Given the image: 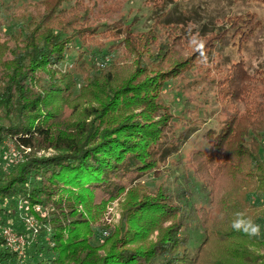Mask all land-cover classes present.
Wrapping results in <instances>:
<instances>
[{"label": "trees", "instance_id": "1", "mask_svg": "<svg viewBox=\"0 0 264 264\" xmlns=\"http://www.w3.org/2000/svg\"><path fill=\"white\" fill-rule=\"evenodd\" d=\"M109 1L100 12L91 0H28L11 13L23 22L18 32L0 22V228L14 200L28 203L37 222L23 256L0 229V264H264V68L251 72L241 57L207 81L214 94L202 103L216 102L221 127L203 134L211 151L193 148L180 159L209 197L192 206L205 228L195 255L178 200L187 191L175 196L161 183L153 193L145 181L189 136L175 133L164 93L193 70L207 79L219 47L230 42L242 52L264 21L245 11L188 35L170 8L138 30L137 18L100 22ZM166 1L153 0L155 9ZM91 45L102 60L124 52L102 65L90 59ZM187 101L196 103L187 108L189 130L200 104L193 95ZM7 142L22 155L9 169L1 164ZM117 200L121 216L111 228L102 218ZM32 252L34 263L24 259Z\"/></svg>", "mask_w": 264, "mask_h": 264}, {"label": "rangeland", "instance_id": "2", "mask_svg": "<svg viewBox=\"0 0 264 264\" xmlns=\"http://www.w3.org/2000/svg\"><path fill=\"white\" fill-rule=\"evenodd\" d=\"M28 0H0V22L2 21L5 31L18 32L21 29L23 22L15 21L11 17L12 11L15 6L22 4ZM92 3H96L95 11L102 9V0H91ZM112 9L110 12L101 13V21L112 24L117 21L131 22L135 18L139 19L136 28L138 30H146L155 25L156 19L162 13L170 10L169 17H173L174 20L183 21L184 31L189 35L198 30H209L218 25L225 24V17L235 13L245 11H255L259 14L260 18L264 21V5L253 0H167L163 6L155 9L153 0H111ZM101 12V11H100ZM206 27V28H205ZM110 46V44H107ZM89 53L92 58H97V62H101L102 65H106L117 57L123 54V49L114 50L105 56V59H101L102 52H98V46L91 45ZM219 53L214 54L217 60L212 63V71L207 75V79L204 75H201L197 70L191 71L178 85L168 89L164 93V100L167 104L173 107L175 118L174 128L176 134H181L183 131H187L189 136L181 146L180 153L172 156L162 166L161 174L149 175L145 181L150 191L155 193L159 189V185L164 183L166 187L175 195H179L182 192H186L185 196L178 198L182 209L186 215V224L183 230L188 238V246L191 255H195L199 249L200 244L205 238V228L201 224L199 218L194 212L193 204L206 205L209 202L208 191L204 185L198 181L191 172L187 174L185 167L180 159L185 161L190 150L193 148H205L209 151L212 150V145L204 139V132L213 128L216 131L219 130L222 124L223 116L221 115L218 105L215 101L209 104H203L202 99L205 93L212 99L214 94V86H208L207 81L211 76L216 74L215 68L226 67L230 63L238 60L241 57H245L249 63L250 71L253 72L257 68H264V33L258 38L251 40L243 49L239 52L236 47L231 45L230 42L224 43L219 47ZM73 53H75L73 51ZM96 53V56H93ZM72 61L68 60L64 67L71 66ZM203 94H199V93ZM191 95L195 96L200 104V111L198 113L199 120L197 126L190 125V129H186V122H189L193 118V113L187 111L189 107L191 110L196 108V103L187 101ZM192 125V126H191ZM194 127V128H193ZM42 153V152H41ZM40 153V154H41ZM22 155L16 149L12 142H7L4 147L3 158L1 164L5 169L13 167L18 161H20ZM187 176H189L187 178ZM8 209V214H5L6 223L2 225L1 230L4 227L12 229L16 234L25 239V251L30 248L34 239L37 237V232L33 225H36V219L34 218L31 208L28 203L22 200L9 201L5 205ZM36 210L39 213L45 212V209L37 207ZM120 204L119 201L110 203L103 216V221L108 226H115L120 220ZM1 219V217H0ZM110 235V227L105 228L102 232L96 234L97 238L94 240L95 244H102L103 238ZM32 252L25 256V260L34 263L36 261V254ZM26 255V254H25Z\"/></svg>", "mask_w": 264, "mask_h": 264}, {"label": "built area", "instance_id": "3", "mask_svg": "<svg viewBox=\"0 0 264 264\" xmlns=\"http://www.w3.org/2000/svg\"><path fill=\"white\" fill-rule=\"evenodd\" d=\"M3 233L7 240L8 246L14 251L18 252L19 256H23L25 253V239L7 227H4Z\"/></svg>", "mask_w": 264, "mask_h": 264}]
</instances>
